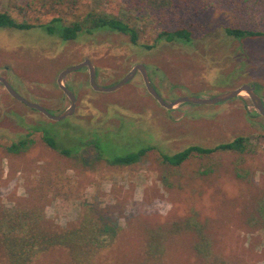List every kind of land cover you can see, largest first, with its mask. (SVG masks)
Listing matches in <instances>:
<instances>
[{
    "label": "rangeland",
    "instance_id": "374dc122",
    "mask_svg": "<svg viewBox=\"0 0 264 264\" xmlns=\"http://www.w3.org/2000/svg\"><path fill=\"white\" fill-rule=\"evenodd\" d=\"M106 7V0L63 7L60 23L84 21L88 12ZM0 11L29 24L52 18L34 0H0ZM197 19L189 43H163L150 35L146 42L155 44L150 49L132 46L125 34L104 29L63 40L57 27L52 33L45 25L0 27V75L25 99L53 114L68 104L56 85L58 72L82 59L95 66L100 86L112 85L140 62L166 101L213 96L247 82L264 101V37L242 42L227 38L221 24L230 17L221 8L199 12ZM63 83L74 92L76 105L74 113L55 121L0 86V209H43L48 220L67 226L77 222L84 203H91L103 221L114 224L115 234L111 244L78 264H207L194 250L196 233L186 229V219L201 229L209 259L264 264V218L259 212L264 120L246 116L252 114L246 95L166 109L146 92L137 73L112 91L91 89L86 67L64 75ZM41 129L70 154L48 147ZM23 134L31 139L27 148L8 151L6 146ZM237 135L245 137L242 152L217 150L177 166L160 158V153L189 144L213 146ZM144 147L148 150L134 163L105 160ZM67 257L52 249L28 264H77ZM0 264H8L1 249Z\"/></svg>",
    "mask_w": 264,
    "mask_h": 264
},
{
    "label": "trees",
    "instance_id": "16d2710c",
    "mask_svg": "<svg viewBox=\"0 0 264 264\" xmlns=\"http://www.w3.org/2000/svg\"><path fill=\"white\" fill-rule=\"evenodd\" d=\"M42 12L52 16L46 23L29 24L14 20L6 11H0V27L26 29L34 25H45L48 32L53 28L63 40L75 39L81 32L91 33L104 29L123 33L130 45L150 49L146 39L153 35L163 43H189L199 12L221 8L230 20L221 24V32L231 40L264 37V0H106V11L87 13L84 21L74 20L69 24L60 23L64 8L76 7L87 0H34ZM35 8V6H34ZM21 11L22 8H18ZM60 13V15H59ZM37 127H34L36 129ZM42 141L51 149L68 156L70 149L61 147L46 129H41ZM31 139L27 134L12 141L6 149L20 152L27 148ZM97 150V156L102 157ZM245 137L236 136L229 141L213 146L189 144L179 151L160 153L163 163L177 166L192 157L204 156L217 150L242 151ZM148 148L136 152L106 158L110 164L127 165L138 161ZM264 218V198L259 203V212ZM186 229L196 233L193 244L195 252L202 254L207 264H227L223 259L214 261L207 257L203 249V233L191 221L185 220ZM113 223L103 221L91 203H84L76 223L60 226L48 220L43 209L13 206L0 209V249L8 264H28L32 259L52 249H61L73 263H80L83 257L94 255L97 250L111 244L115 234Z\"/></svg>",
    "mask_w": 264,
    "mask_h": 264
},
{
    "label": "water",
    "instance_id": "95a60500",
    "mask_svg": "<svg viewBox=\"0 0 264 264\" xmlns=\"http://www.w3.org/2000/svg\"><path fill=\"white\" fill-rule=\"evenodd\" d=\"M85 66L87 69V79H88V85L96 91H112L120 86H122L124 83L129 81L137 71L140 74L143 86L146 90V92L162 107L166 109H171L177 107L179 104L189 102L193 104H214L223 100H226L231 97H235L238 95H246L249 98V101L255 110L256 113L261 115L264 118V106L261 103V100L259 96L254 92L253 88L246 84H240L234 88L222 91L218 94H215L213 96H193V95H183L178 96L174 98L171 101H165L154 89L152 84L150 83V80L147 75V71L144 67V65L140 62H136L123 74V76L116 82H114L112 85L109 86H100L96 84L95 82V67L88 59H82L81 61L64 67L61 69L57 76H56V85L57 87L63 92V94L68 99L67 106L59 113L52 114L48 112L43 106L40 104L29 101L22 97L20 94H18L11 85L6 81V79L2 76H0V83L2 84L3 88L6 90V92L13 98L17 99L18 101L22 102L29 108H33L40 112L43 116L50 120H60L64 118L65 116L71 115L74 107H75V96L63 83V77L67 73L77 70L81 67Z\"/></svg>",
    "mask_w": 264,
    "mask_h": 264
},
{
    "label": "flooded vegetation",
    "instance_id": "af4514ba",
    "mask_svg": "<svg viewBox=\"0 0 264 264\" xmlns=\"http://www.w3.org/2000/svg\"><path fill=\"white\" fill-rule=\"evenodd\" d=\"M92 63V62H91ZM136 63V62H135ZM134 64V63H133ZM132 64V65H133ZM143 65H144V67H145V69H146V71H147V75H148V78H149V80H150V83L152 84V82H151V77H150V74H149V71H148V67H147V65L146 64H144L143 63ZM83 67H85V66H83ZM95 67V66H94ZM131 67V66H130ZM129 67V68H130ZM139 74L137 71L135 72V74ZM134 74V75H135ZM0 76H2V75H0ZM139 76H140V74H139ZM3 77V76H2ZM95 78H96V69H95ZM141 78V77H140ZM6 79V78H5ZM6 81H7V79H6ZM142 81V80H141ZM8 82V81H7ZM9 83V82H8ZM243 84V83H242ZM246 84H248V85H250L252 88H253V90H254V92L259 96V98H260V100H261V103H262V105L264 106V101H263V98L261 97V95H260V93H258L257 92V90H256V87L252 84V83H246ZM240 85V84H239ZM0 86H2V84L0 83ZM66 86V85H65ZM152 86L154 87V89L156 90V92L160 95V93H159V91L155 88V86L152 84ZM3 87V86H2ZM67 87V86H66ZM68 88V87H67ZM91 88V87H90ZM70 91H71V89L70 88H68ZM92 89V88H91ZM6 91V90H5ZM16 91V90H15ZM17 92V91H16ZM18 93V92H17ZM63 93V92H62ZM72 93L74 94V92L72 91ZM19 94V93H18ZM22 96V95H21ZM74 96H75V94H74ZM161 96V95H160ZM23 97V96H22ZM206 97H208V96H206ZM176 98V97H175ZM164 99V98H163ZM174 99V98H173ZM172 99V100H173ZM165 100V99H164ZM75 101H76V96H75ZM166 101V100H165ZM169 101H171V100H169ZM37 103V102H36ZM39 104V103H38ZM183 104V103H182ZM182 104H179V106L180 105H182ZM251 104V103H250ZM76 105V104H75ZM252 106V105H251ZM244 108H245V106H244ZM64 109V108H63ZM62 109V110H63ZM74 109H75V107H74ZM172 109V108H171ZM61 110V111H62ZM61 111H59V112H61ZM74 111V110H73ZM58 112V113H59ZM72 113H74V112H72ZM248 113V112H247ZM53 114V113H52ZM258 116V117H260L261 119H263L264 120V118L261 116V115H259L258 113H256L255 112V110L253 109V107H252V114H247L246 116ZM237 136H242V135H237ZM234 137H236V136H234ZM233 137V138H234ZM242 137H244V136H242ZM232 139V138H231ZM226 141H229V140H226ZM223 142H225V141H223ZM244 150V149H243ZM242 150V151H243ZM229 151H233V150H229ZM235 151V150H234ZM242 151H237V152H242Z\"/></svg>",
    "mask_w": 264,
    "mask_h": 264
}]
</instances>
